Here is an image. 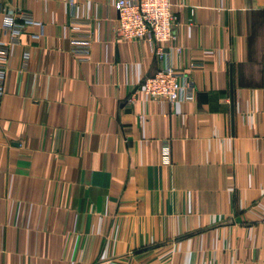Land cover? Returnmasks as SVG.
I'll use <instances>...</instances> for the list:
<instances>
[{"label":"crops","instance_id":"crops-1","mask_svg":"<svg viewBox=\"0 0 264 264\" xmlns=\"http://www.w3.org/2000/svg\"><path fill=\"white\" fill-rule=\"evenodd\" d=\"M170 1L158 60L114 38L115 0H0V41L8 15L40 23L0 97V264H264V0ZM166 65L193 102L139 91Z\"/></svg>","mask_w":264,"mask_h":264},{"label":"built area","instance_id":"built-area-1","mask_svg":"<svg viewBox=\"0 0 264 264\" xmlns=\"http://www.w3.org/2000/svg\"><path fill=\"white\" fill-rule=\"evenodd\" d=\"M117 11L113 36L120 42L144 40L158 60L165 56L168 43L175 39L176 11L178 5L170 0H115ZM27 13L6 16L2 25L7 41H0V97L4 93L6 79V61L11 48L19 43V35L25 25H39ZM91 35L77 33L71 41L70 52L79 63H88L90 59ZM174 51L179 52L178 47ZM28 55H22L23 68L28 63ZM139 91L147 101L166 103H190L195 99V85L184 71L169 65L159 69L154 75L144 78L138 85ZM163 164L170 161L167 145L161 147Z\"/></svg>","mask_w":264,"mask_h":264}]
</instances>
